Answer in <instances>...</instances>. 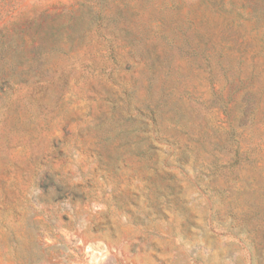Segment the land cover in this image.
Here are the masks:
<instances>
[{"label": "rangeland", "instance_id": "1", "mask_svg": "<svg viewBox=\"0 0 264 264\" xmlns=\"http://www.w3.org/2000/svg\"><path fill=\"white\" fill-rule=\"evenodd\" d=\"M0 264H264V0H0Z\"/></svg>", "mask_w": 264, "mask_h": 264}, {"label": "trees", "instance_id": "2", "mask_svg": "<svg viewBox=\"0 0 264 264\" xmlns=\"http://www.w3.org/2000/svg\"><path fill=\"white\" fill-rule=\"evenodd\" d=\"M229 127H230V135L232 134H234V132H235V120H231L230 122H229Z\"/></svg>", "mask_w": 264, "mask_h": 264}]
</instances>
